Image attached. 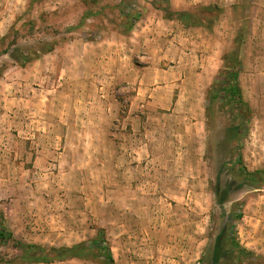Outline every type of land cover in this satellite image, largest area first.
<instances>
[{"label":"rangeland","instance_id":"obj_1","mask_svg":"<svg viewBox=\"0 0 264 264\" xmlns=\"http://www.w3.org/2000/svg\"><path fill=\"white\" fill-rule=\"evenodd\" d=\"M166 6L0 0V264H264V0Z\"/></svg>","mask_w":264,"mask_h":264},{"label":"trees","instance_id":"obj_2","mask_svg":"<svg viewBox=\"0 0 264 264\" xmlns=\"http://www.w3.org/2000/svg\"><path fill=\"white\" fill-rule=\"evenodd\" d=\"M168 0H152V6L162 10L164 12V17L168 18V19H172L173 17L179 19L182 24L186 25V26H192L190 19L192 18V13L189 11H180V12H176L173 13L171 11L168 10L166 4H167ZM163 5V6H162ZM165 5V6H164ZM139 18L138 13H133L131 15H126V28H130L132 26V22L134 20H137ZM15 37L10 40L9 42H6L5 39H2V41L0 42V56L4 55V54H9L10 57H12L14 60H16L18 62L19 65L23 66L25 64H27L28 62H30L32 60L33 57L38 56L37 54H35L34 52L32 53H28V52H21L19 48H13L15 46ZM2 45H5L3 48H1ZM14 45V46H13ZM45 47V46H43ZM53 49V47H48L46 48V50H42L41 49V53H46V52H50ZM34 53V54H33ZM234 54H231V57H234ZM234 60H232L233 63ZM233 66L236 68L238 66V60H235V62L233 63ZM228 69V68H226ZM227 71V70H225ZM222 90H224L227 95L232 98V99H236V101L240 104H243V99H242V94H241V89L238 83V80L236 78V76H229L227 79V82L224 86H221ZM242 159L241 157L238 158V162H241ZM240 172H245L248 175L249 181L254 182L256 181V178L258 179H262L264 180V171L259 170V171H249L244 167H241L239 169ZM238 218H240V215H238ZM9 237L11 239H13L16 247H20L22 248V253L25 255V259L27 260V263H33V262H39L42 261L44 259H46V253L44 251L43 248H41L40 246L34 245V244H24L20 241L14 240L13 236ZM0 238L1 239H5V232H3V229L0 228ZM219 241H222V238H219ZM224 245H227V242L224 243ZM232 249L235 250V255L231 258L232 259V264H235V260H239L241 261L244 258L247 259H254L256 256L254 254V252L247 250L245 247L241 246L239 244V242H237L236 240H232L229 242L228 244ZM39 254H41L39 256Z\"/></svg>","mask_w":264,"mask_h":264}]
</instances>
